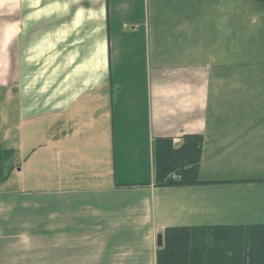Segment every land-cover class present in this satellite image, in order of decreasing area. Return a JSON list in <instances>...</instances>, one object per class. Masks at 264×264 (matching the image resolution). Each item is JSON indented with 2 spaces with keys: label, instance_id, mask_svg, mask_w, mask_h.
<instances>
[{
  "label": "crops",
  "instance_id": "crops-1",
  "mask_svg": "<svg viewBox=\"0 0 264 264\" xmlns=\"http://www.w3.org/2000/svg\"><path fill=\"white\" fill-rule=\"evenodd\" d=\"M153 1L141 22L111 0H0V148L15 103L21 160L54 157L60 175L90 177L53 192L76 197L46 222L57 249L80 241L96 264H156L171 228L264 225H225V192L264 200V103H248L261 75L233 71L230 3L208 0L196 16L161 0L152 20ZM187 135L204 138L202 183L156 187L155 142Z\"/></svg>",
  "mask_w": 264,
  "mask_h": 264
},
{
  "label": "rangeland",
  "instance_id": "rangeland-1",
  "mask_svg": "<svg viewBox=\"0 0 264 264\" xmlns=\"http://www.w3.org/2000/svg\"><path fill=\"white\" fill-rule=\"evenodd\" d=\"M111 2L112 5L119 3V10L122 13L128 7L135 10L134 16L143 22L141 19L147 0H111ZM153 2L157 16H152V20L159 18V8H161V0ZM178 2L182 6L190 5L192 14L196 16L204 12L207 8L206 4H209L208 0H168L169 9L175 8ZM228 2L232 8L233 18V71L237 74L249 73L250 77L256 73L261 75L255 82L263 90L248 92V103L258 105L261 99L264 103V4L258 0H228ZM202 20L205 21L207 18H202ZM236 82L233 79V83ZM0 93L3 94L2 91ZM235 94H233L234 100L236 99ZM239 102L238 97L234 103ZM242 103H246V99ZM8 115L10 134L6 138L7 142L4 143L3 150H14L15 153L12 159L7 161L8 163L5 162L1 166L0 264H96L98 261L96 249L89 248L84 251L73 248L80 241L66 243L68 250L64 247L57 249L56 246L60 241L52 238L53 233L49 231V223L46 222L52 208L60 206L59 200L68 199L73 202L76 197L58 198V193L65 192H53L62 185H66L65 188L74 184L85 183L87 185L90 177L72 174L78 173L76 170L65 171L60 175V171L56 170L58 163L54 157L38 156L37 158L30 157L31 159L26 161L22 159V161L17 152L15 138L17 121L15 103H10ZM18 161L21 165L24 164L20 172L17 170ZM245 161L242 160L240 163ZM258 163L262 164L263 161L259 160ZM9 167L13 168L10 170ZM219 169L216 168V170ZM4 176L7 177L6 180H3ZM225 176L232 178L233 172ZM254 176V178H263L264 173L263 171L257 172ZM224 194L225 202L231 206L229 209L232 210L224 217L225 225L247 224L264 220V200L260 199L261 195L257 189L225 192ZM121 226L122 229L125 227V225ZM249 226L254 225L229 227ZM71 237L75 236L71 235Z\"/></svg>",
  "mask_w": 264,
  "mask_h": 264
},
{
  "label": "trees",
  "instance_id": "trees-1",
  "mask_svg": "<svg viewBox=\"0 0 264 264\" xmlns=\"http://www.w3.org/2000/svg\"><path fill=\"white\" fill-rule=\"evenodd\" d=\"M258 1L264 4V0ZM203 146L204 138L200 135L185 136L182 145L177 147L171 139L157 140L153 157L155 186L201 184ZM14 153L0 148V174L1 166ZM6 179L4 176L3 180ZM156 264H264V225L167 229Z\"/></svg>",
  "mask_w": 264,
  "mask_h": 264
},
{
  "label": "water",
  "instance_id": "water-1",
  "mask_svg": "<svg viewBox=\"0 0 264 264\" xmlns=\"http://www.w3.org/2000/svg\"><path fill=\"white\" fill-rule=\"evenodd\" d=\"M164 246V239H163V234L160 233L158 236H157V247L159 249L163 248Z\"/></svg>",
  "mask_w": 264,
  "mask_h": 264
}]
</instances>
